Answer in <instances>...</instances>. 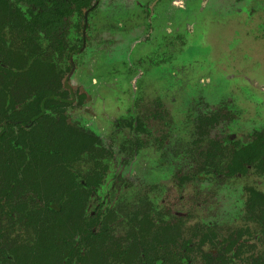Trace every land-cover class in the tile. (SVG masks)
<instances>
[{"label":"rangeland","instance_id":"1","mask_svg":"<svg viewBox=\"0 0 264 264\" xmlns=\"http://www.w3.org/2000/svg\"><path fill=\"white\" fill-rule=\"evenodd\" d=\"M148 1L159 3L154 9L153 28L142 33L137 20L132 19L138 17L141 6L144 9ZM207 1V5L201 7L204 1L199 4L196 0H186L182 5L185 10H179V0H175L177 5L173 0H115L112 6L94 10L91 15L90 40L77 57L78 67L71 78L76 88L81 83L87 85L90 102L74 110L72 117L101 132L109 142L113 141L117 152H122L129 138L127 133H120L116 140L110 139L116 133V122L126 117L130 107L135 105V98L146 90L150 102L163 100V115L166 113L163 118L160 107L152 106L149 111L139 112L140 119H146V123L147 115L152 113L153 119L147 124L149 134L139 135L142 139L150 137L146 140L150 144L132 157V161L135 160L131 169H163V147L164 151L176 152L179 143H183V148L191 147L194 130L188 127L186 110L197 111L202 102L209 104V112H218L225 104L234 115L232 121L221 120V125L213 132L215 138L231 133L241 139L255 131H264V0ZM139 21L145 23L143 15L139 16ZM148 32L153 34L151 43H138L141 35ZM103 43H109L105 50L101 49ZM158 119L169 122L161 124ZM161 131L166 132V138L161 146H156L162 137ZM176 152L169 158L170 168L178 164L190 170L189 164H196L184 150ZM129 169L125 170L126 174ZM111 170H115L114 167ZM112 176L104 193L116 183ZM151 180L155 179L149 176L147 184ZM118 183L121 185L120 181ZM158 184L167 188L162 196L157 194L158 201L164 200L167 206H162V210L168 208L186 216L190 214L192 224L210 222L219 235L240 229L246 222L244 190L248 185L264 193V177L254 172L227 184H198L189 187L185 194L179 192L175 182L162 179ZM130 189L117 186L112 192L114 205L109 202L108 207L112 205L118 213L128 212L126 208L131 206L128 202L137 199V193L135 196L133 193L139 188ZM120 192L123 194L119 198ZM95 207L96 204H89V213ZM124 214L119 213L121 224L126 221ZM126 232L118 228L117 234L124 236ZM258 249L264 251L261 242Z\"/></svg>","mask_w":264,"mask_h":264},{"label":"trees","instance_id":"2","mask_svg":"<svg viewBox=\"0 0 264 264\" xmlns=\"http://www.w3.org/2000/svg\"><path fill=\"white\" fill-rule=\"evenodd\" d=\"M72 4L79 9L91 6V0H0V125L9 128L8 132H0V196L9 193L23 196L9 202L11 211L6 213L0 200V227L8 222L9 227L24 232L22 246H18L17 237L0 235V264H133L135 261L147 264L146 247L144 243L140 247L137 240L144 235L134 234L133 242L129 240L125 245L113 236L111 218L100 220V226L92 214L83 219V192L89 189L82 180L89 187L94 177L75 171L73 165L81 162L78 144L81 142L83 149L88 141L94 143L97 139L66 124L63 117L68 105L64 104L68 98L60 81L61 73L56 70H62L57 64L64 59V53L61 48L57 57L51 52L52 41L62 43L59 39L67 35L68 18L76 11L81 12L72 8ZM7 93L25 97L31 103L18 110L17 102ZM58 114L60 120L55 118ZM6 120L21 123L11 125ZM217 120V114L201 115L199 128L204 127L208 132ZM203 154L206 164L213 165L200 172V176L234 180L247 174L248 166L264 170V133H255L249 143L231 142L230 138L210 140L209 150ZM96 155L98 160L91 155L89 158L94 166H103L99 149ZM8 165L25 167L21 193L9 187L8 176L15 171L10 168L5 171L3 166ZM50 165L57 167L54 172L49 171ZM27 184L39 194L41 205L33 203L32 208L34 198L25 193ZM248 195V210L264 223V194L249 188ZM170 220L163 219L160 223L146 218L138 222L143 230L163 229V235L156 233V237L160 235L157 240L163 237L159 241L165 248L163 261L168 259L169 246L176 244V233L169 230L178 228L176 222L181 218L174 215ZM30 233L32 236L28 238ZM238 236L239 240L232 241L231 250L240 242L242 236ZM190 244L194 242L185 241L184 249L188 250Z\"/></svg>","mask_w":264,"mask_h":264},{"label":"flooded vegetation","instance_id":"3","mask_svg":"<svg viewBox=\"0 0 264 264\" xmlns=\"http://www.w3.org/2000/svg\"><path fill=\"white\" fill-rule=\"evenodd\" d=\"M115 0H91V6H82L79 9L75 8V5L72 4V8L81 10V12H75L73 17H69L67 20L69 29L67 31V35L63 38H60L59 40L61 42L52 41L51 45V52L57 57L59 48L62 49L64 55V59L61 61V63L58 62L57 66H60L62 70L56 69L57 72L61 73L60 81L62 86H64V90L67 93L68 102H65V116L63 117L65 119L66 124H68V127H74L75 129H79L87 134H93L96 141L94 143L87 142L86 145H83V149L80 148L82 143L80 142L78 144L79 152H82V157L76 164L73 165L75 171L84 172L83 175L89 174L93 179H90L91 182L90 186L88 187L85 183V181L82 180V183L89 189L86 190L84 193L85 197L83 199V208L85 211V215L83 219L89 217L90 214H92L95 218L99 221L100 226V220L105 221L109 220L112 225V233L113 236L126 245L127 241H132V237L135 235H144V238H138L139 246L141 247L142 244L144 245V248L146 250V260L147 264H264V251H259L258 244L261 242L264 247V223L262 221H259L255 217V214L253 212H250L248 210L247 202L249 199L248 195V189H255L259 193H262L259 191L256 187L253 186H247L244 190V195L246 197L245 199V208L246 213L248 214L247 220L244 223V225L240 229L232 230L228 234L219 235L215 230L212 229L211 223L208 222H202V223H195L192 224L191 218L189 219V216H186L182 212H173L170 211L168 208L162 210V206H165L163 202L160 203L158 201L157 194H165L167 191V188L163 187V185L158 184L162 179L164 181L169 180L170 182H175L177 184V188L181 194H185L189 187H194L198 184H207V183H224L227 184V182L236 181L239 179H242L246 177L249 173L254 172L255 175H258L260 177H264V170L263 168H255L252 166H248L250 171L245 175H239L234 180L228 179V180H216L215 177H205L204 174L201 176L199 175L200 172L207 171L208 169L212 168L213 164H206V157L203 154L204 152H207L209 150L210 146V140H221L223 141L225 138H230L231 142H243V143H249L255 138V133L262 134L264 131H255L252 134H250V137H244L241 139H237L235 134L228 133L221 138H215L213 136V132L215 129H217L218 126L221 125V120L228 119L233 120L234 115L232 114L231 109H229L228 106L225 104L221 108L217 110L218 112H209V104L206 102H202L197 107V111L194 110H186V114L188 117V127H192L194 132V136L191 140V147L183 148V143H179L178 151L176 150H166L164 151L165 147H163V169L158 168V170H146L145 167H143L140 170H134V168L131 169L134 160L132 161V157H135L136 154L144 147L149 146L150 143H148L147 137L142 139V137H139V135L144 136L145 134H149V129L147 124L150 122V119H153L152 117V110H150L148 123L145 122V120L140 119V113H144L146 111H149V109L154 107H160V113L163 116V100L160 101H152L150 102L147 97L148 94L143 92L140 93L135 101L134 106L130 107L128 114L125 115L123 119H119V121L116 122V133L114 136H112L110 139L116 140L117 134L123 133L128 135L129 140H126V144L123 145L122 152H117L115 150L116 145L113 143V141L109 142L108 139L101 134L99 131H95L92 129V126H89L85 124L81 119L73 118L72 112L74 110H77L78 108H82L84 106H87L90 102V95L87 92V85L85 83L79 84L80 87L76 88L74 85H72V75L75 73L76 68L78 67L77 57L83 53L84 49L87 48V44L90 40V32L88 34L89 30V23L92 13L97 10H103L105 7H109L113 5V2ZM155 1V0H154ZM175 2V0H173ZM200 2L204 1L201 7H205L208 3L207 0H196ZM243 0H237L238 3H240ZM148 1L147 6L144 7L141 6L142 9L139 12V15L136 19L137 23L142 29V33H144L146 30L149 31L150 28H153L152 19L155 14V6L154 2ZM186 0H179V5L177 8L179 10H185V6H182ZM149 3V4H148ZM176 4V2H175ZM177 5V4H176ZM185 5V4H184ZM176 8V9H177ZM153 13V14H152ZM253 13V10L250 12L249 15ZM143 15L145 18V23L141 24L139 21V16ZM81 20V21H80ZM76 22H79L78 25H76ZM193 30V28H192ZM191 30V31H192ZM77 34L79 36H77ZM103 34V33H102ZM126 34V33H125ZM124 34V35H125ZM152 33H147L145 36H142L137 41L138 43L142 42L141 44H149L151 43L150 38H152ZM100 37V36H98ZM114 39V38H113ZM111 39L112 46L115 45V39ZM106 41V40H105ZM110 43V41H108ZM58 44L57 46L55 45ZM109 43H103L101 46V49L104 48L107 49L109 46ZM153 47L155 44H152ZM100 49V50H101ZM96 51V50H95ZM57 53V54H56ZM93 53V52H91ZM132 62V61H130ZM63 71V72H60ZM105 85V84H104ZM112 87V86H111ZM132 89V88H131ZM130 91V89H128ZM62 91V90H61ZM8 94V93H7ZM10 97L13 98V101L17 102V109L20 110L24 107L25 104L31 103L28 99L25 97L17 98L16 94H8ZM24 102V103H23ZM19 103V104H18ZM147 108V109H146ZM217 114V124L214 127H211L210 130L203 129L202 127L199 128L198 125V118L201 115H216ZM139 115V116H138ZM3 117V116H2ZM155 117L156 114H155ZM4 118V117H3ZM57 120H60V115L58 114L55 116ZM159 120V119H158ZM168 123L169 121L165 120H159L161 124L163 122ZM8 124L11 125H17L21 122L19 121H12V120H6ZM14 122V123H13ZM206 127V126H205ZM163 129V128H162ZM187 129V128H186ZM190 129V128H189ZM187 129V130H189ZM14 130H17V127H14ZM8 132L9 128H4L0 125V132ZM163 132L162 137L159 138L157 141V145H162V142H164L166 138V132ZM18 132H16L17 134ZM169 133V131H168ZM182 133L183 130H182ZM181 133V135H182ZM174 138V136L172 137ZM184 141V140H183ZM166 143V142H165ZM99 149L100 154V163H102L103 166L96 167L93 164V161H91V158L89 156H94L96 160H98L96 155V150ZM180 150H184L190 157V160L194 159L196 161V164H189V169L184 168L182 169L180 165L177 164L176 170H174L172 167L170 168L169 164V158L173 157L176 152H180ZM187 155V156H188ZM188 162V161H187ZM183 164V163H182ZM187 164V163H186ZM225 164H221L223 166ZM130 167V172L126 174V169ZM134 166V165H133ZM40 166H38L39 168ZM69 169L70 167L67 166ZM111 167H114L115 170H111ZM214 167V166H213ZM5 171H8V169H12L15 172L10 174L8 176L10 182V188L17 189L15 193H21L22 190V183L23 182V170L25 167L23 166H17V165H8L3 166ZM57 167L55 165H50L49 171L54 172ZM180 168V169H179ZM142 170V171H141ZM74 171V170H73ZM99 173V175H96L94 172ZM62 172H65L64 170ZM171 174V175H170ZM113 175V176H112ZM124 175V176H122ZM110 176H112V180L116 182L112 188L109 190L108 193H104V190L106 186H108V179H110ZM150 176V179H155L149 181L147 184L148 178ZM66 179V177H65ZM120 184L119 185V182ZM128 182V183H127ZM4 184H8V182H5ZM25 184V183H24ZM5 185V186H6ZM117 186H124L125 190L139 188L137 192L134 191L133 196L136 195L135 201H130L128 204H131L130 207L126 208L128 212H121L119 213L124 214L126 217L125 224H121L119 220V213L116 211L113 206L111 205L108 207V203L113 201V194L112 192L115 191ZM149 186V187H147ZM27 189L25 190V193L29 195V198H34L32 201V208L33 203L35 204H42V200L38 199V193H35L31 185H26ZM130 189V190H131ZM121 190V189H120ZM14 191V190H13ZM10 191V192H13ZM103 192V194H102ZM123 193H127L123 192ZM120 192V196L123 194ZM264 194V193H263ZM20 197H23L22 195H15L12 196L10 193L7 196H0V200L2 201L4 205L5 213L9 210L11 211L10 207L8 206L9 202H15ZM85 200V201H84ZM93 201V202H91ZM41 202V203H40ZM94 203L96 204L95 209L89 213L88 207L89 204ZM113 204V203H112ZM114 205V204H113ZM36 210V208H35ZM23 213V212H22ZM178 216L181 218V220L177 221L176 223L179 225L176 229L169 230L170 233H176V244L169 246V252H166V257L168 259L166 261H163V251H165V248H163V243L159 241H163V237L158 239L160 235H163V229L151 227L150 230H143L139 228L138 222L142 221L146 218L153 219L154 221H159L163 219L166 222L171 221L170 219L174 216ZM18 213V217H19ZM110 216V217H109ZM256 218V219H255ZM5 219H9L6 217ZM256 220V221H255ZM161 223V222H160ZM158 224V223H156ZM192 224V225H191ZM7 223H3V226L0 227V235H8L17 237V243L18 246H22V243L24 239L22 238L23 230L19 228L17 230L16 228L7 226ZM118 228H124L127 230L126 234L124 236H120L117 234ZM152 229V230H151ZM162 230V231H161ZM156 231V232H155ZM160 232L159 237H156V233ZM32 233V232H31ZM27 235L28 238L32 236V234ZM241 235L240 242L233 247L231 250L232 241L239 240V236ZM209 236V237H207ZM131 237V238H130ZM193 241L194 244H190L188 247V250L184 249V242L185 241ZM203 241V242H202ZM257 241V244L255 242ZM133 242V241H132ZM123 244V245H124ZM7 243H4V248L6 253H9L6 248ZM237 248L239 249V252L237 251ZM148 252V253H147ZM237 255V256H235ZM142 257H144V254H142ZM159 257V258H156ZM244 257V258H243ZM154 259V260H153ZM160 259V260H156ZM259 259V260H257ZM3 264V263H2ZM133 264H142L140 261H135Z\"/></svg>","mask_w":264,"mask_h":264}]
</instances>
